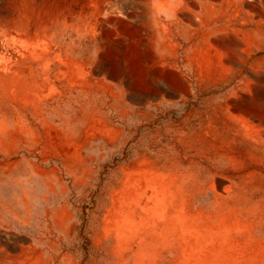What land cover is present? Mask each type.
I'll use <instances>...</instances> for the list:
<instances>
[{
  "label": "rangeland",
  "instance_id": "1",
  "mask_svg": "<svg viewBox=\"0 0 264 264\" xmlns=\"http://www.w3.org/2000/svg\"><path fill=\"white\" fill-rule=\"evenodd\" d=\"M155 22L177 100L106 39ZM0 264H264V0H0Z\"/></svg>",
  "mask_w": 264,
  "mask_h": 264
},
{
  "label": "crops",
  "instance_id": "2",
  "mask_svg": "<svg viewBox=\"0 0 264 264\" xmlns=\"http://www.w3.org/2000/svg\"><path fill=\"white\" fill-rule=\"evenodd\" d=\"M151 5V4H148ZM144 7L145 4H142ZM121 9L123 6L117 3L107 4L105 9ZM138 7V5H137ZM187 15L192 16L189 13L188 8L185 9ZM107 32V41L111 37L109 42L112 43L114 49H120L123 52L135 53V56H142L145 52H151L155 56V61L142 62L145 63L148 70H145L144 74L154 75V72L161 75L159 78L154 77L152 81V89L150 87L144 89V95H138V99H149L153 96L157 100H177L178 98V80L179 73L175 64L178 60V28L167 26L163 28L158 22L150 26H141L132 28H123L118 25H112ZM182 32V31H181ZM187 34V31H185ZM111 35V36H110ZM102 40V35H99ZM110 36V37H109ZM103 48L102 45L97 49L96 55H91V65L95 74L103 76L107 74L102 61H103ZM139 58V57H138ZM136 58V59H138ZM137 66L140 62L137 60ZM153 69L154 72L149 70ZM166 75L167 78L162 76ZM138 94L142 93L141 89L136 91Z\"/></svg>",
  "mask_w": 264,
  "mask_h": 264
}]
</instances>
